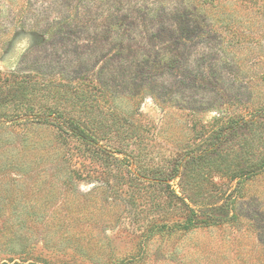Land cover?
<instances>
[{"label":"rangeland","instance_id":"374dc122","mask_svg":"<svg viewBox=\"0 0 264 264\" xmlns=\"http://www.w3.org/2000/svg\"><path fill=\"white\" fill-rule=\"evenodd\" d=\"M136 2L0 0V264H264L262 3Z\"/></svg>","mask_w":264,"mask_h":264},{"label":"trees","instance_id":"16d2710c","mask_svg":"<svg viewBox=\"0 0 264 264\" xmlns=\"http://www.w3.org/2000/svg\"><path fill=\"white\" fill-rule=\"evenodd\" d=\"M186 4H184V0H172V3L178 7V9H173L171 11V14L174 18H183V19H188V20H196L198 18L197 16V12L196 10L193 9V7H191V5L194 2H199V0H185ZM228 1H233V5L237 4L238 2H246L247 0H201V3L206 5L208 8V10L214 9L216 10L217 8H219L220 6L223 7V9H226L227 6V2ZM162 0H156L154 2V6L155 9L153 10L152 8H150V6L148 7L147 10H144L143 8H145V4L149 5L148 0L141 2V0H137V2L134 4L133 6V10H138L145 13L144 18L147 19H152L154 17H156L157 15H155L154 13H158L161 12V5H162ZM259 2L262 3V5H260L259 3V7H261L260 9L264 10V0H259ZM184 4V5H183ZM256 4V2L253 3V5ZM201 6V5H200ZM143 7V8H142ZM181 7L184 8V13L182 14L180 12ZM210 8V9H209ZM131 19V18H130ZM121 22V21H120ZM122 22L119 23V29H118V23L116 24V30H117V34L118 37H123V35L126 33L125 30H121L122 29ZM119 31V33H118ZM16 91H20V89L17 87L15 89ZM11 89L8 90V93H5V97H8L9 99H13L15 97L16 93L11 94ZM264 115V108H257L256 112H255V118L256 119H251V120H246V119H238L236 121H234L232 123L233 120H228V124L221 126L219 128H216L215 130V135L216 138L219 139L217 141V143H221L224 144L227 142V135L230 134L229 137H235V132H237L238 130H241L243 128L245 129H249V131L252 132V136H250L249 143L250 147L252 148L253 146L257 145L259 146V151H261V149L263 148L264 150V133H263V129L260 128V126H262L261 122H260V118L261 116ZM73 127H75V129L78 130V127H76L75 124H73ZM74 131V130H73ZM79 131V130H78ZM74 133V135L76 136V138H78L79 140H81L82 142L86 143V144H90V145H95L96 144V139L93 137H89L88 135L85 134L84 131L81 132H72ZM247 141V140H246ZM254 148V147H253ZM249 168L251 169L249 172L251 173H256V171L259 169V173H261V171H264V152L261 154V152H259V162H256L255 165L253 164H249ZM209 219V218H208ZM213 221H215L214 218H211ZM190 224V223H189ZM188 224V225H189ZM187 226V225H186ZM9 228V227H8Z\"/></svg>","mask_w":264,"mask_h":264}]
</instances>
